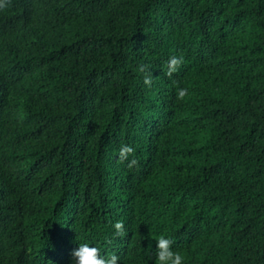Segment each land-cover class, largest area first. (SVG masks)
I'll return each instance as SVG.
<instances>
[{"label":"trees","instance_id":"1","mask_svg":"<svg viewBox=\"0 0 264 264\" xmlns=\"http://www.w3.org/2000/svg\"><path fill=\"white\" fill-rule=\"evenodd\" d=\"M0 3V264H264V0Z\"/></svg>","mask_w":264,"mask_h":264},{"label":"clouds","instance_id":"2","mask_svg":"<svg viewBox=\"0 0 264 264\" xmlns=\"http://www.w3.org/2000/svg\"><path fill=\"white\" fill-rule=\"evenodd\" d=\"M0 7H4V4L0 3ZM183 63V57L172 56L168 60L166 75L171 77L174 73H176L181 64ZM143 75V82L146 85L151 84L152 74L148 70L146 65H139L137 68ZM188 95V89L180 88L177 90V99L184 100V98ZM135 149L129 145H123L119 149V160L120 162L128 161L127 167L133 168L138 167V160L132 156ZM112 227L115 230V235L117 237H124L126 235L124 224L122 220H117L114 222ZM108 243H111L109 240ZM173 241L168 238L166 235L161 234L156 239V254H155V264H183L184 255L172 248ZM88 242L79 243L78 248L74 249L71 252L72 264H118L119 257L115 254H111L109 256L101 255L100 249L96 246H89Z\"/></svg>","mask_w":264,"mask_h":264}]
</instances>
